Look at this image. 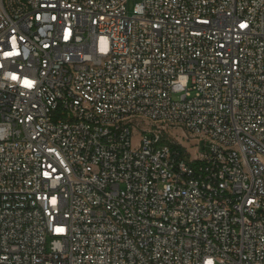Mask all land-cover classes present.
Segmentation results:
<instances>
[{
	"label": "built area",
	"instance_id": "2783aa9c",
	"mask_svg": "<svg viewBox=\"0 0 264 264\" xmlns=\"http://www.w3.org/2000/svg\"><path fill=\"white\" fill-rule=\"evenodd\" d=\"M254 150L264 0H0V264H264Z\"/></svg>",
	"mask_w": 264,
	"mask_h": 264
},
{
	"label": "bare ground",
	"instance_id": "6f19581e",
	"mask_svg": "<svg viewBox=\"0 0 264 264\" xmlns=\"http://www.w3.org/2000/svg\"><path fill=\"white\" fill-rule=\"evenodd\" d=\"M87 65V58H76V66ZM255 161L264 162V151L254 150ZM237 162L245 161V153L243 151H236Z\"/></svg>",
	"mask_w": 264,
	"mask_h": 264
},
{
	"label": "rangeland",
	"instance_id": "374dc122",
	"mask_svg": "<svg viewBox=\"0 0 264 264\" xmlns=\"http://www.w3.org/2000/svg\"><path fill=\"white\" fill-rule=\"evenodd\" d=\"M136 1H138V0H127V10H128L129 13H132L133 5H134V3ZM173 98H177V94L176 93L173 94ZM174 133L180 134V132H178V130H175ZM137 140H138V133H137V131H134L133 132V137H132L133 144H136ZM190 150L193 151V149H191V148H190Z\"/></svg>",
	"mask_w": 264,
	"mask_h": 264
}]
</instances>
